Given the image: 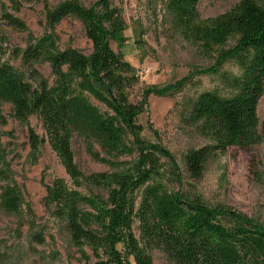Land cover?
I'll use <instances>...</instances> for the list:
<instances>
[{
    "label": "trees",
    "instance_id": "16d2710c",
    "mask_svg": "<svg viewBox=\"0 0 264 264\" xmlns=\"http://www.w3.org/2000/svg\"><path fill=\"white\" fill-rule=\"evenodd\" d=\"M38 1L44 31L38 36L27 34L21 52L28 75L0 62V103H8L12 118L27 127L30 161L36 160L38 147L45 142L68 178L50 180L44 203L50 217L62 224L80 264H153L147 252L153 248L163 254L167 264H264V222L169 191L166 183L179 179L175 162L151 125L148 131L155 142L140 135L143 129L136 118L144 111L147 95L178 90L188 77L144 89L140 100L129 101L127 89L136 81L135 71L109 45L111 40L121 47L126 39L120 8L110 0H93L88 5L80 0H58L53 5ZM198 1L163 0L172 27L213 59L209 66L193 67L191 76L217 74L229 60L240 73H221L231 92L228 95L206 90L192 102L188 123L207 141L183 156L184 167L193 178L202 175L211 155L232 147L262 145L264 149V118L260 122L257 115L264 90V0H239L207 18L200 16ZM68 16L81 23L90 41L88 54L56 45L54 27ZM0 21L25 29L2 1ZM38 59L47 62L51 82L32 67ZM32 115L38 119L43 137L28 127ZM5 124L0 111V137ZM73 136L82 139L92 161L110 171L81 172L70 147ZM119 157L130 159L118 161ZM23 205L0 144V211L17 216ZM134 221L137 238L132 231ZM30 239L41 244L42 233L34 230Z\"/></svg>",
    "mask_w": 264,
    "mask_h": 264
},
{
    "label": "rangeland",
    "instance_id": "374dc122",
    "mask_svg": "<svg viewBox=\"0 0 264 264\" xmlns=\"http://www.w3.org/2000/svg\"><path fill=\"white\" fill-rule=\"evenodd\" d=\"M3 7L19 18L25 29L19 30L0 21V62H8L27 77L28 69L22 64V50L27 34L38 36L44 31L42 4L38 0H0ZM53 5L58 0H47ZM93 0H80L88 5ZM118 6L124 21L121 47L109 41L112 50L120 52L136 74L135 83L127 89L129 101L140 100L147 88H160L188 77L181 88L164 95L148 94L144 111L136 122L142 127L141 136L150 142L159 140L178 168L179 179L169 181V191L179 192L189 198L201 199L208 206H225L244 214L257 223L264 222V149L262 145L249 148L232 147L224 153L211 155L199 178L187 173L183 156L188 150L207 144L195 128L188 123L187 114L194 99L203 91L216 90L228 95L230 89L221 79V73L239 74L237 64L229 60L217 74H194L193 67L209 66L213 59L198 47L185 41L172 27L163 0H110ZM239 0H199L197 8L202 18L214 17ZM58 48L71 46L83 54L90 51V41L85 37L81 23L74 17L61 19L54 27ZM233 41H229L231 45ZM38 75L51 82L47 62L38 59L32 63ZM92 102L100 110L103 105ZM6 124L1 128L0 144L7 153V161L16 184L19 186L23 207L17 216L0 211V264H80L79 254L69 240L60 222L49 215L44 203L45 187L53 177L67 180V176L53 153L44 142L38 147L34 162L29 159L27 127L11 116L10 105L0 103ZM257 115L264 118V90L258 102ZM155 130V139L148 127ZM28 127L38 137L43 132L36 116L28 118ZM70 147L74 162L84 174L110 171L105 165L92 161L86 154L82 139L73 136ZM97 150V147H95ZM119 157L118 161H128ZM166 163L165 160H161ZM165 169V168H164ZM166 177V175H165ZM42 233L43 242L31 241L32 231ZM132 231L138 237L137 223ZM117 249L121 250L120 244ZM85 252L89 251L84 248ZM153 264H167L157 249H149Z\"/></svg>",
    "mask_w": 264,
    "mask_h": 264
},
{
    "label": "built area",
    "instance_id": "2783aa9c",
    "mask_svg": "<svg viewBox=\"0 0 264 264\" xmlns=\"http://www.w3.org/2000/svg\"><path fill=\"white\" fill-rule=\"evenodd\" d=\"M139 73V71H136V74H138Z\"/></svg>",
    "mask_w": 264,
    "mask_h": 264
}]
</instances>
